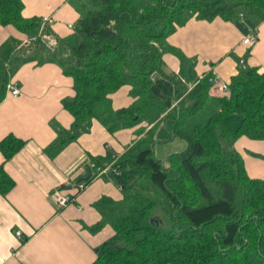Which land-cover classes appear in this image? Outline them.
<instances>
[{
    "label": "trees",
    "instance_id": "obj_1",
    "mask_svg": "<svg viewBox=\"0 0 264 264\" xmlns=\"http://www.w3.org/2000/svg\"><path fill=\"white\" fill-rule=\"evenodd\" d=\"M70 1L80 14L75 33L51 46L42 37V18L22 13L23 0H0V23L31 38L27 45L15 37L0 45V102L20 64L55 61L73 77L76 91L62 100L74 120L57 130V151L89 131L94 118L112 133L143 121L152 124L146 131L139 128L144 134L122 154L91 156L94 173L107 168L123 192L120 199L98 201L102 217L91 229L110 223L118 240L101 244L91 264H264V178L251 177L240 152L227 145L242 135L264 139V71L241 65L227 81L230 94L218 97L220 110L190 129L188 109L170 108L187 83L162 68L163 53L171 48L168 36L189 18L221 16L247 33L257 26L254 16L264 19V0ZM45 30L51 32L49 26ZM210 76L203 78L193 107L204 104ZM123 85L131 86L133 101L115 108L112 94ZM234 112L240 121L231 129L225 119ZM162 119L187 140L168 164L153 148ZM26 142L9 133L0 150L9 159ZM13 182L1 164L0 191L6 194Z\"/></svg>",
    "mask_w": 264,
    "mask_h": 264
},
{
    "label": "crops",
    "instance_id": "obj_2",
    "mask_svg": "<svg viewBox=\"0 0 264 264\" xmlns=\"http://www.w3.org/2000/svg\"><path fill=\"white\" fill-rule=\"evenodd\" d=\"M23 2L25 16L52 18L49 27L57 41L54 46L59 38L75 33L80 14L70 0ZM254 20L258 31L251 45L242 41L245 33L233 21L221 16L207 19L194 15L168 36L171 48L163 53L162 68L166 73L178 74L187 83L184 93L170 108L177 105L179 110L188 109L186 125L208 104L211 107L208 120L220 110L218 97L221 94L211 91L204 104L193 107L202 93L203 78L212 71L226 81L231 80L241 65L256 66L264 71V19L254 16ZM10 37L25 45L31 39L13 24L0 23V45ZM11 80L21 91L13 95L7 90L0 102V140L13 133L27 142L9 159L0 150V165L4 164L14 181L6 194L0 191V264H91L101 244L118 240L110 223L98 230L91 229L102 217L98 201L103 197L117 200L123 196L119 185L108 176L107 168L102 173H94L92 165H88L93 163L91 156H105L108 151L113 155L122 154L144 134L137 130L146 127V131L152 124L143 121L112 133L94 118L89 131L57 151L53 146L57 130L59 127L68 129L74 120L62 102L63 98L75 95L73 77L65 74L55 61L39 63L35 59L20 64ZM130 89V85H123L112 94L115 108L132 103ZM231 118L234 124H228ZM239 121L237 112L225 119L231 129L237 128ZM158 129L162 136H157ZM154 138V154L165 164L170 154L177 152L176 147L187 146V140L176 135L166 119L156 125ZM177 138L184 141H175ZM227 145L240 152L251 177L264 178V139L242 135ZM89 166L94 176L88 185L59 209L52 196L53 188L64 185L67 192L73 193L72 183L79 177H87Z\"/></svg>",
    "mask_w": 264,
    "mask_h": 264
},
{
    "label": "built area",
    "instance_id": "obj_3",
    "mask_svg": "<svg viewBox=\"0 0 264 264\" xmlns=\"http://www.w3.org/2000/svg\"><path fill=\"white\" fill-rule=\"evenodd\" d=\"M52 22V18L50 16H45L42 17V23H41V30L42 36L44 39H46L51 46H54L56 44V39L53 37L51 32H48L45 30L47 26H49ZM257 26L254 28H250V30L244 34L242 41L246 44L251 45L256 39H257ZM156 76V71L151 74V78L155 79ZM211 80H212V85L210 87V91L215 93V94H221L225 95L230 93V87L228 85V82L224 79H222L216 71L211 72ZM8 91L13 94V95H18L20 94V86L10 80L8 85ZM88 185V181L85 179L82 180H75L74 183H72V187L74 188L73 193L67 192L66 188L64 185H58L55 186L52 190V196L55 201L56 206L60 209L68 205L71 201L74 200L75 198V193L79 192L80 190L84 189ZM17 233L19 236H22L21 231L17 230Z\"/></svg>",
    "mask_w": 264,
    "mask_h": 264
},
{
    "label": "rangeland",
    "instance_id": "obj_4",
    "mask_svg": "<svg viewBox=\"0 0 264 264\" xmlns=\"http://www.w3.org/2000/svg\"><path fill=\"white\" fill-rule=\"evenodd\" d=\"M209 108H211V107L208 104L203 109H200V111L198 113H195L192 116V118H190V120H189L187 125L191 126V128H195V126L197 124H199V123H206L208 121V116H210L209 115L210 113L208 112ZM233 122H234V118H231V119L228 120V124L229 123L230 124H234ZM157 136H162V133H161L160 129H158ZM175 141H184V139L183 138H177V140H175ZM176 148H178V149H176L175 151H178V150H182L185 147H176ZM159 154H161L160 151H159ZM164 223L168 224L166 217L164 219Z\"/></svg>",
    "mask_w": 264,
    "mask_h": 264
},
{
    "label": "water",
    "instance_id": "obj_5",
    "mask_svg": "<svg viewBox=\"0 0 264 264\" xmlns=\"http://www.w3.org/2000/svg\"><path fill=\"white\" fill-rule=\"evenodd\" d=\"M91 166H89V173H88V176H90L91 175Z\"/></svg>",
    "mask_w": 264,
    "mask_h": 264
}]
</instances>
